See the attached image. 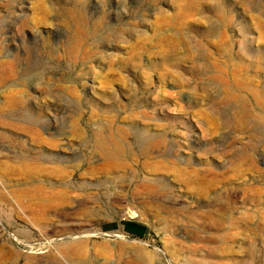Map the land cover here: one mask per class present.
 Segmentation results:
<instances>
[{
	"label": "rangeland",
	"instance_id": "374dc122",
	"mask_svg": "<svg viewBox=\"0 0 264 264\" xmlns=\"http://www.w3.org/2000/svg\"><path fill=\"white\" fill-rule=\"evenodd\" d=\"M69 263L264 264V0H0V264Z\"/></svg>",
	"mask_w": 264,
	"mask_h": 264
},
{
	"label": "bare ground",
	"instance_id": "6f19581e",
	"mask_svg": "<svg viewBox=\"0 0 264 264\" xmlns=\"http://www.w3.org/2000/svg\"><path fill=\"white\" fill-rule=\"evenodd\" d=\"M153 141L154 140L151 139L149 142L153 143ZM94 144L101 151V153L104 156H107V157L111 156L112 151L108 147L107 141L104 138H102V137L96 138ZM41 191H42L41 187L40 188L37 187V188H34V189H24L23 190L24 193H26V194H28L30 196L36 195V193L41 192ZM38 195H39V193H38ZM46 200H48L47 202H51L52 200H56L58 203H64V201H66L65 197H63L61 194H55V193L49 195ZM40 204L43 205L44 203H42V201H41ZM130 214H131V216H137L140 213L139 212L136 213V212H131L130 211ZM62 238H65L64 243L60 244L56 248L61 253L62 256H64V257L69 256L70 259H68L66 261L70 262L72 257H74L75 255H79L82 252L83 243H82V240H80V239H78L76 241V240H70V239H74V238H67L65 236L62 237ZM69 264H71V263H69Z\"/></svg>",
	"mask_w": 264,
	"mask_h": 264
},
{
	"label": "trees",
	"instance_id": "16d2710c",
	"mask_svg": "<svg viewBox=\"0 0 264 264\" xmlns=\"http://www.w3.org/2000/svg\"><path fill=\"white\" fill-rule=\"evenodd\" d=\"M121 223L124 224V230L130 234H133L138 237H143L146 234L147 226L143 223L132 219L122 220ZM102 226L103 228H114L117 226V222L106 223Z\"/></svg>",
	"mask_w": 264,
	"mask_h": 264
},
{
	"label": "water",
	"instance_id": "95a60500",
	"mask_svg": "<svg viewBox=\"0 0 264 264\" xmlns=\"http://www.w3.org/2000/svg\"><path fill=\"white\" fill-rule=\"evenodd\" d=\"M122 224V226L124 227V224L123 223H121Z\"/></svg>",
	"mask_w": 264,
	"mask_h": 264
}]
</instances>
